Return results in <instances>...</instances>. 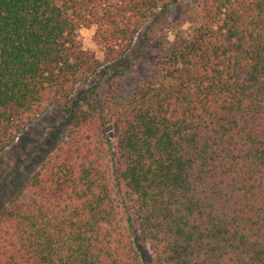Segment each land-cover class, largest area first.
Masks as SVG:
<instances>
[{
	"label": "trees",
	"instance_id": "16d2710c",
	"mask_svg": "<svg viewBox=\"0 0 264 264\" xmlns=\"http://www.w3.org/2000/svg\"><path fill=\"white\" fill-rule=\"evenodd\" d=\"M95 1L0 0V154L51 107L69 125L0 214V264H143L137 237L153 264H264V0H117L111 62L172 8L198 16L107 107L77 98Z\"/></svg>",
	"mask_w": 264,
	"mask_h": 264
},
{
	"label": "rangeland",
	"instance_id": "374dc122",
	"mask_svg": "<svg viewBox=\"0 0 264 264\" xmlns=\"http://www.w3.org/2000/svg\"><path fill=\"white\" fill-rule=\"evenodd\" d=\"M117 0H96L83 8L87 23L78 31L83 50L92 53L98 73L77 91V98L88 95L107 107L124 102L145 79L156 74L161 51L174 40L176 31L191 33L198 9L190 4L177 6L153 20L137 35L131 51L118 62H111L100 42L103 15L112 11ZM91 89V90H90ZM69 125L62 124V108H49L30 125L9 149L0 154V214L13 199L25 198L24 185L40 169L47 157L66 138ZM135 248L143 264H153V248L135 238Z\"/></svg>",
	"mask_w": 264,
	"mask_h": 264
}]
</instances>
